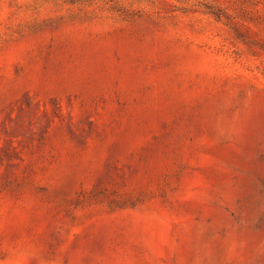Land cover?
<instances>
[{
	"label": "rangeland",
	"instance_id": "1",
	"mask_svg": "<svg viewBox=\"0 0 264 264\" xmlns=\"http://www.w3.org/2000/svg\"><path fill=\"white\" fill-rule=\"evenodd\" d=\"M0 264H264V0H0Z\"/></svg>",
	"mask_w": 264,
	"mask_h": 264
}]
</instances>
